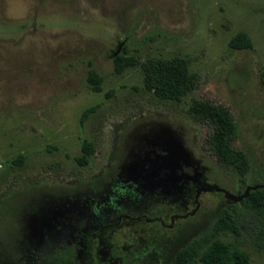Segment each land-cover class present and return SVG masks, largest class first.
<instances>
[{
  "label": "rangeland",
  "instance_id": "1",
  "mask_svg": "<svg viewBox=\"0 0 264 264\" xmlns=\"http://www.w3.org/2000/svg\"><path fill=\"white\" fill-rule=\"evenodd\" d=\"M238 31L250 37V48L228 45ZM121 42L140 62L182 56L198 75L197 87L181 101L166 100L143 88L139 65L115 73L112 57ZM89 69L102 78L99 92L86 81ZM263 72L264 0H0V238L14 234L10 217L2 213L5 195L10 198L17 191L23 198L46 185L45 177L58 187L69 175L91 173L90 166L81 168L74 160L81 141L92 140L102 159L123 121L126 130L145 133L151 123L178 119L188 145L209 168L210 181L236 195L246 185L260 184ZM193 98L230 111L236 146L248 160L243 180L236 170L206 156L202 139L207 132L188 113ZM95 104L97 109L81 122L82 110ZM18 154L25 155L24 162L11 164ZM223 199L216 191L200 194L194 221L201 231L194 238L212 230L228 204ZM212 213L214 220L204 227ZM230 213L239 232H219L217 237L245 250L248 264H264V219L244 204Z\"/></svg>",
  "mask_w": 264,
  "mask_h": 264
},
{
  "label": "flooded vegetation",
  "instance_id": "2",
  "mask_svg": "<svg viewBox=\"0 0 264 264\" xmlns=\"http://www.w3.org/2000/svg\"><path fill=\"white\" fill-rule=\"evenodd\" d=\"M189 115L207 132L202 139L206 156L233 169L222 165L208 149L213 125ZM123 124L117 125L102 159V151L89 139L92 153L79 166H90L91 173L82 178L69 175L58 187L49 185L45 177L46 185L23 198L24 193L17 191L10 198L5 195L2 213L10 217L14 229L9 231L14 234L0 238V264H171L199 235L200 226L194 220L204 192L201 187L226 186L209 180V168L188 145L178 119L151 123L145 133L128 131ZM198 143L196 133L192 145ZM231 146L241 149L236 137ZM259 167L263 184L264 161ZM216 192L224 198L223 192ZM213 217L214 213L204 227L210 226Z\"/></svg>",
  "mask_w": 264,
  "mask_h": 264
},
{
  "label": "trees",
  "instance_id": "3",
  "mask_svg": "<svg viewBox=\"0 0 264 264\" xmlns=\"http://www.w3.org/2000/svg\"><path fill=\"white\" fill-rule=\"evenodd\" d=\"M228 45L232 48L246 49L252 46V41L246 33L238 31L230 37ZM112 60L114 72L117 74L122 73L127 67L139 65L143 72V88L161 99L181 101L197 87L198 75L190 72L187 59L179 55L169 58L150 57L140 62L136 55L129 53L126 45H122L118 52L114 51ZM260 77L264 87V72ZM86 81L93 91H101L102 78L94 69L88 70ZM110 93L112 91L107 95ZM97 106L95 104L84 108L79 117L80 121L83 122ZM188 112L213 125L207 139L208 149L222 165L230 164L243 180L248 170V160L244 151L231 146L236 137V124L230 111L221 104L193 98ZM80 150L81 155L76 156L74 160L77 164L84 165L92 153V143L83 138ZM24 158V154H18L11 158L10 162L20 165ZM238 204H244L264 219V187L250 190L248 196L240 202H229L219 212L212 230L195 238L181 249L171 264H248L249 255L245 250L217 237L219 232L234 234L239 232L230 213V209ZM261 234L264 237V229L261 230Z\"/></svg>",
  "mask_w": 264,
  "mask_h": 264
},
{
  "label": "water",
  "instance_id": "4",
  "mask_svg": "<svg viewBox=\"0 0 264 264\" xmlns=\"http://www.w3.org/2000/svg\"><path fill=\"white\" fill-rule=\"evenodd\" d=\"M121 45H122V43L120 44V47H121ZM118 51H119V49L116 52H118ZM259 187H264V183L263 184L249 185L245 188L244 192L236 195V194L231 193L227 189L219 187L217 184H206L204 187H201V191H204V192L205 191H214V190L215 191H221V192H223L224 198L228 202H239L243 198H246L248 196L250 190H254V189H257Z\"/></svg>",
  "mask_w": 264,
  "mask_h": 264
}]
</instances>
